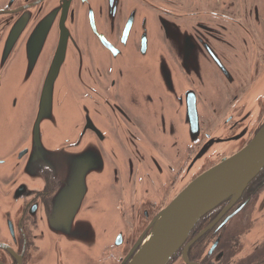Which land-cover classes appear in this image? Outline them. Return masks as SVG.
I'll list each match as a JSON object with an SVG mask.
<instances>
[{
    "label": "flooded vegetation",
    "instance_id": "flooded-vegetation-1",
    "mask_svg": "<svg viewBox=\"0 0 264 264\" xmlns=\"http://www.w3.org/2000/svg\"><path fill=\"white\" fill-rule=\"evenodd\" d=\"M64 37L79 119L59 148L96 144L109 168L92 261L51 230L57 167L27 145ZM263 129L264 0H0V264H130L161 211ZM167 264H264V165Z\"/></svg>",
    "mask_w": 264,
    "mask_h": 264
},
{
    "label": "water",
    "instance_id": "water-1",
    "mask_svg": "<svg viewBox=\"0 0 264 264\" xmlns=\"http://www.w3.org/2000/svg\"><path fill=\"white\" fill-rule=\"evenodd\" d=\"M67 40L57 50L42 84L27 145L35 158L52 169L57 167L54 173L61 187L49 225L51 230L69 247L72 256L89 257L92 261V256L99 254L108 241L109 208L107 203L102 207L101 196L106 194L109 168L96 144H89L78 153L59 148L73 134L76 116L79 119L66 91L68 85L74 88L77 84L74 80L69 83L65 73L66 68L72 75L76 69L79 71L75 60L80 59V52L73 40ZM69 44L74 48L68 51L64 46L68 48ZM67 54H71L69 61ZM14 86L8 84L2 91L18 90ZM263 165L264 129L249 147L197 178L161 211L130 264H167L200 218L226 198L238 196Z\"/></svg>",
    "mask_w": 264,
    "mask_h": 264
},
{
    "label": "rangeland",
    "instance_id": "rangeland-1",
    "mask_svg": "<svg viewBox=\"0 0 264 264\" xmlns=\"http://www.w3.org/2000/svg\"><path fill=\"white\" fill-rule=\"evenodd\" d=\"M19 93H20L19 90H14L12 88L7 89V94L8 95H11V94L19 95Z\"/></svg>",
    "mask_w": 264,
    "mask_h": 264
}]
</instances>
